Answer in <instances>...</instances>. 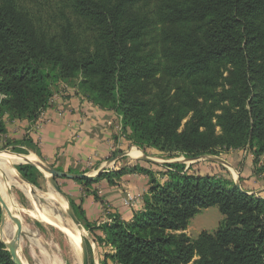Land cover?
<instances>
[{
  "label": "trees",
  "instance_id": "16d2710c",
  "mask_svg": "<svg viewBox=\"0 0 264 264\" xmlns=\"http://www.w3.org/2000/svg\"><path fill=\"white\" fill-rule=\"evenodd\" d=\"M56 6L46 22L27 0H0V149L8 133L4 116L38 122L52 105L53 86L64 81L115 111L134 145L164 158L232 149L256 159L264 154V0H56ZM12 144L16 153L42 156L29 134L6 139V147ZM151 163L73 179L91 191L103 179L118 186L128 173L150 178L141 209L130 219L114 212L99 225L67 194L95 243L108 248L101 264H264L263 196L242 192L231 176L179 161L164 164L161 180ZM16 168L40 186L37 166ZM212 206L224 216L218 229L192 238L191 220ZM2 216L0 203V224ZM0 264H16L1 229Z\"/></svg>",
  "mask_w": 264,
  "mask_h": 264
},
{
  "label": "rangeland",
  "instance_id": "374dc122",
  "mask_svg": "<svg viewBox=\"0 0 264 264\" xmlns=\"http://www.w3.org/2000/svg\"><path fill=\"white\" fill-rule=\"evenodd\" d=\"M27 4L33 10H41V15L43 16V19L46 22L51 21L50 14H52L53 11L58 10L56 6V0H34L33 4L31 3L30 0H27ZM53 92L54 94L51 99L52 105L56 104V101L58 100V96L60 95L65 96L67 95V93L71 94V92L78 94L73 84L66 83L64 81H59L57 84H55L53 86ZM86 99L89 100L88 98ZM3 119L5 120L6 126L9 129L7 128L8 133L4 137L1 143L2 149H0V156H3L1 155L3 154L1 152H6L7 153L6 156L19 154L13 151L15 144H12L7 147L5 146L6 139H10L11 141L18 140L10 137L11 134H13L14 136V133H17L15 129V125H13L14 120H11L7 115L4 116ZM30 124L31 125L29 126V128H26L27 131L26 134H29L31 136L30 132L37 124L36 123L34 124L30 123ZM118 131L121 137L123 138L124 142L122 143L120 148L118 147L115 151H113L111 157H115L118 154L127 152L128 149H129L128 151L130 152L129 155L122 156V158L118 159L117 163L118 162L125 163V165L128 166L132 163H135L137 160H141V162L142 161L144 162L145 160L139 157L145 154L158 161L157 163H151L150 166L154 169V171H156L157 178L162 180L163 175L161 174L164 173V171H166V167L164 166L165 162L167 161L174 162L179 160V162L184 163L185 161L186 157L184 156L167 159L162 157L161 153L156 149L153 148L141 149L137 145H134L131 139H129L128 136L130 130H128L125 133L122 129V126L120 125ZM134 151L141 152V155L133 156ZM32 153L35 154L36 156L33 158L38 160L37 156H39V154H37L31 149H28V154H23V155L25 157H32L31 155ZM207 156L219 157L225 159L226 161L232 164V166L235 168L236 171L224 163L216 162L214 159L211 161V159L209 160L207 158L194 162H185V164L187 165V167L190 166L192 170L202 173L208 172L216 175L231 176L232 178L239 176L238 180L240 181L241 186L247 190H250V186L251 187L253 186V188H251L253 190L259 189L260 187H264V154L256 159V157L246 149H239V150L232 149L229 151L222 152L221 155H207ZM40 157L44 160L43 156ZM45 162L48 165H51L50 163H48V161ZM112 162H114V160ZM19 164H23V163L15 164L14 165L15 168ZM125 165L123 164L121 167H124ZM51 166L57 169L60 166H62V164H59L58 166L55 165H51ZM113 167H114V163L111 166H107L106 169L112 170ZM90 168L91 167L89 166L88 167L85 166V172L88 174H93L95 171H89ZM69 170L78 171L81 169L71 167ZM128 174H133V173H128ZM125 176H123L122 179L119 180L118 186L108 184V181L106 179L103 180H105L104 182H107V185L103 183L102 180L98 181L90 187L91 191L86 189L84 185H81L82 195L78 203L83 208L84 206L85 207L89 206V204L94 205V207L91 209L96 219L92 220L91 221L92 223L97 224L98 221L100 220L110 221L111 215L115 211L117 212L120 209H121V213L125 215L126 212L129 211L126 210L127 205H129L132 201H139V199L144 196L145 193L142 195L143 193L142 187H144V189H147L148 191L149 180H150L148 176H144L145 178L142 179L139 177L132 176L130 177L131 181H128V183L126 181H123V178ZM63 179L64 178H56V182L61 187L63 193L67 196L68 193L66 192V190L68 189L67 185L69 182ZM16 180H18L21 183H24V180L21 179L19 172L18 175L16 176ZM122 181L123 184H120V182ZM130 182H132L133 185L132 187L133 189H136L137 192H133L132 189L129 187ZM28 184L30 186H33L30 183ZM103 184H105V186ZM9 189L15 195L22 209L21 212L19 213V216L21 217V220L24 223H23L22 239L19 246V248L21 249H19V252L24 263L25 264H75L76 253L74 252V248L72 247V244L70 242L71 239L66 235L64 231H62L61 229L57 228L56 226L50 223L45 222L41 217H39L43 213L48 214L51 217H55L57 214H60L65 219V221L68 222L70 226H72L74 229L76 228L73 223V220L71 219L69 213L66 210L67 208L65 209L60 204L62 199H64L68 204L70 203V200L68 197L67 199H65L61 195V192L57 191L53 183L49 180V174L43 172V176L40 178V186H33V190H31L33 198H29V196L22 189H20L15 183H11ZM94 191L98 192V195L103 199V202L98 201L94 197V195L92 194V192L94 193ZM87 192H89L90 194H87ZM129 196H131V198ZM69 197L73 198L70 195ZM223 218L224 216L221 214L217 206H212L203 209L199 214H197L191 220L186 232L192 238H196L203 230L214 232L215 230L218 229ZM9 222L11 225L12 223L14 224L13 220H10ZM1 225H2V230H1L2 240L5 243H10V242H6L2 236L4 224H0V226ZM80 228H81L80 230L83 233L82 235L84 240L87 239L90 244L89 264L91 263L101 264L102 254L104 253V251H107L108 248L106 249L101 248L97 245V243H95L90 231H88L84 227V223H81ZM80 258H81V263L83 264L81 247H80Z\"/></svg>",
  "mask_w": 264,
  "mask_h": 264
},
{
  "label": "crops",
  "instance_id": "0c3cea01",
  "mask_svg": "<svg viewBox=\"0 0 264 264\" xmlns=\"http://www.w3.org/2000/svg\"><path fill=\"white\" fill-rule=\"evenodd\" d=\"M36 124L30 134L40 148L44 160L55 166L62 164L59 168L63 171L70 172L69 169L74 167L80 168L81 170L74 171L73 173H86L85 166H89L91 167L89 171H95L90 175L95 177L99 171H111L106 169V167L113 165V163L114 169L112 168V170L121 168L125 163H117V160L122 158V156L129 155L130 152L128 149L126 155L123 152L115 157H111L113 151L118 147L120 148L124 142L118 131L121 125V118L115 111L103 109L87 100L81 94L71 92V94L67 93L65 96H58L56 104L47 108ZM13 125H15L17 133H14V136L11 134L10 137L13 139H22L27 133L26 128H29L31 124L27 120L17 119L14 120ZM207 159L210 160L211 158ZM113 160L114 162H112ZM231 168L235 170L233 166ZM132 176L142 179L146 175L137 173L127 174L123 178V181L128 183V181H131L130 177ZM238 177H233L235 183ZM63 180L69 182L66 192L78 203L82 195V186L73 179L64 178ZM104 181L102 180L107 185V182ZM123 181L120 184H123ZM105 184L103 185L105 186ZM132 186V182H130L129 187L133 192H137ZM242 188L251 194L254 193L264 197V187L254 190L251 189L253 186H250V190L244 187ZM142 191L143 195L147 192V189L142 187ZM129 197L131 198V196ZM142 204L143 197L139 201H132L127 205L126 210L129 211L125 215L121 213V209L117 212L121 213L123 218L130 219L135 211L141 209ZM93 207L94 205L91 204L86 207L84 206L87 218L90 221L96 219L91 209ZM105 221L107 220H100L97 224L99 225Z\"/></svg>",
  "mask_w": 264,
  "mask_h": 264
},
{
  "label": "bare ground",
  "instance_id": "6f19581e",
  "mask_svg": "<svg viewBox=\"0 0 264 264\" xmlns=\"http://www.w3.org/2000/svg\"><path fill=\"white\" fill-rule=\"evenodd\" d=\"M1 153H3L1 154L3 156H0V192L3 196L4 201L7 204V207L4 208V214H5L6 219H5L4 226H3L2 236L6 242H11L14 239V236L16 234L17 225L15 222L14 224L12 223L11 225L9 221L13 220L12 216L21 218L19 216V213L22 210L15 195L9 189L11 183H15L20 189H22L29 196V198H33V195L31 193L32 187L25 181L24 183H21L18 180H16L18 171L16 170L14 165L18 163H26L28 162V160L29 161H37V160L33 158V157H36L35 154L33 153L31 154L32 157H25L24 155H19V154L6 156L7 155L6 152H1ZM137 155H141V152L134 151L133 156H137ZM143 155L141 157H143ZM60 204L65 209L68 207V203L64 199L61 200ZM39 217H41L45 222L56 226L57 228L61 229L62 231L66 233V235L71 239L69 240L72 244V247L74 248V252L76 253L75 264H82L81 258H80V247H81L80 243H81V236H83L82 235L83 233L80 230L81 228L74 229L72 226L68 224V222L65 221V219L60 214H57L55 217H51L48 214L43 213Z\"/></svg>",
  "mask_w": 264,
  "mask_h": 264
},
{
  "label": "water",
  "instance_id": "95a60500",
  "mask_svg": "<svg viewBox=\"0 0 264 264\" xmlns=\"http://www.w3.org/2000/svg\"><path fill=\"white\" fill-rule=\"evenodd\" d=\"M126 154H127V152L124 153V155H126ZM19 155H23V154H19ZM37 157H38V160L37 161H28L26 163L34 164L42 172L49 174V180L53 183V185L55 186V188L59 192H60V190H59V186H58V184L56 182V178L83 179V178L94 177V176H92V175H90L88 173H83V172L73 173V172H67V171H63V170L56 169V168L52 167L51 165H48L40 156H37ZM141 158L143 160H145V161L152 162V163H157L158 162L156 159H153V158H151V157H149V156H147L145 154ZM204 158H211V159L220 161V162L228 165L229 167H232V165L229 162H227L226 160H224V159H221L219 157L207 156V155H205V156H198V157H192V158H185L184 163L185 162H194V161H198V160H201V159H204ZM177 161H179V160H177ZM174 162H176V161H174ZM165 163H169V162L167 161ZM100 172H102V171H99L97 173V175ZM20 177H21V175H20ZM21 179H23V177H21ZM25 182H27V181H25ZM236 185H237V187L242 192L249 193V192L245 191L242 188L241 183H240V181L238 179L236 180ZM31 187H32V190H33V186H31ZM249 194H251V193H249ZM61 195L65 199H67V196L64 193L61 192ZM0 203H1L2 208H3V216H2L1 224H4L5 219H6L5 218V214H4V208L7 207V204L4 201L1 192H0ZM67 212L69 213L71 219L73 220V223H74L76 229H80L81 222L79 221V219L75 215L73 209L71 208L70 203L68 204ZM12 219H13V221L17 225V231H16V234L14 236V239L10 243H5V242L4 243L6 244L7 249L10 251V253L12 255V259L14 260V262L16 264H25L24 261H23V259L21 258V255L19 254V246H20V243H21L22 232H23V221L21 220V218L14 217V216H12ZM0 229L2 230V225L0 226ZM80 245H81V249H82V260H83V264H89V253H88V250H87V244H86L83 236H81V243H80Z\"/></svg>",
  "mask_w": 264,
  "mask_h": 264
}]
</instances>
